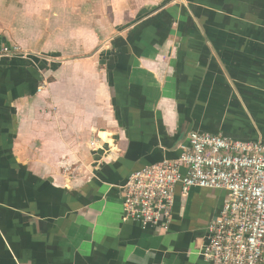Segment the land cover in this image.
<instances>
[{"label":"crops","instance_id":"crops-1","mask_svg":"<svg viewBox=\"0 0 264 264\" xmlns=\"http://www.w3.org/2000/svg\"><path fill=\"white\" fill-rule=\"evenodd\" d=\"M192 132L264 140V0H0V264H209L225 192L124 221Z\"/></svg>","mask_w":264,"mask_h":264},{"label":"built area","instance_id":"built-area-1","mask_svg":"<svg viewBox=\"0 0 264 264\" xmlns=\"http://www.w3.org/2000/svg\"><path fill=\"white\" fill-rule=\"evenodd\" d=\"M17 50L3 53L13 57ZM178 186L184 197L193 188L226 194L200 252L209 264H264V140L190 133L177 159L131 174L123 186L124 221L167 231Z\"/></svg>","mask_w":264,"mask_h":264},{"label":"trees","instance_id":"trees-1","mask_svg":"<svg viewBox=\"0 0 264 264\" xmlns=\"http://www.w3.org/2000/svg\"><path fill=\"white\" fill-rule=\"evenodd\" d=\"M168 21H169V20H167V19H164V22H168ZM162 42H163V41H162ZM162 42H161V43H162Z\"/></svg>","mask_w":264,"mask_h":264},{"label":"bare ground","instance_id":"bare-ground-1","mask_svg":"<svg viewBox=\"0 0 264 264\" xmlns=\"http://www.w3.org/2000/svg\"><path fill=\"white\" fill-rule=\"evenodd\" d=\"M105 137H107V136H105Z\"/></svg>","mask_w":264,"mask_h":264}]
</instances>
